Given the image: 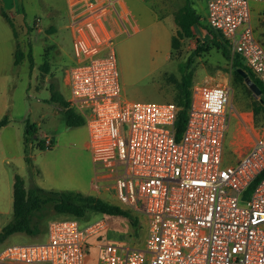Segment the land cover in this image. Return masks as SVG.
Wrapping results in <instances>:
<instances>
[{"label": "built area", "instance_id": "1", "mask_svg": "<svg viewBox=\"0 0 264 264\" xmlns=\"http://www.w3.org/2000/svg\"><path fill=\"white\" fill-rule=\"evenodd\" d=\"M204 2L207 25L264 85V43L255 37L249 6L264 0ZM68 3L75 58L65 70L68 102L84 119L98 187L111 183L115 198L144 218L145 236L132 246L106 237V217L83 227L66 217L49 221L43 241L0 248V264H83L88 247L97 249L96 264H264V125L228 160L227 132L237 118L228 112L230 87L192 85L176 139L173 102L121 99L113 38L104 26L112 3ZM247 116L238 118L249 129ZM43 137L44 148H51ZM95 237L103 241L89 246Z\"/></svg>", "mask_w": 264, "mask_h": 264}, {"label": "rangeland", "instance_id": "2", "mask_svg": "<svg viewBox=\"0 0 264 264\" xmlns=\"http://www.w3.org/2000/svg\"><path fill=\"white\" fill-rule=\"evenodd\" d=\"M130 1L135 18L142 29L138 33L129 31V34L117 35L113 40L121 99L138 103L172 102L175 86L170 77L173 76L179 80V66L185 63L187 58L197 50L190 66L192 68V85L230 87L228 112L237 118H231L225 151L228 153L226 156L228 160H235L237 155L245 151L246 147L259 135L260 126L257 124L261 118L260 116L256 117L252 111L253 100L257 98L253 96L244 82L241 84L234 81L230 61H227L221 51L213 47L210 42H206L205 31L202 28L194 27L193 36L185 39L182 42L181 50L171 53L170 58L168 57L169 51H163L164 46L167 49L169 47V39L164 29H172V20L168 17L162 18L165 26L163 30L153 27L150 31L147 26L154 21L156 15L163 14V6L166 9L165 14L170 17L174 11L173 7L185 4L184 0ZM188 1L193 4L201 15L202 22L205 23L203 12L205 0ZM10 6L18 8L19 11L24 8L26 23L29 24L26 26V33L17 37L19 46L26 52L23 53L24 56L19 62L20 66L15 70L16 83L18 82L21 86L16 92L24 90L25 124H36L42 132L37 141L32 140L29 144L27 158L30 164H27L24 159V168L19 172L15 167L17 170L15 175L20 176L24 188L29 189L32 185L31 168L34 156H38V160L57 156L59 159H57L56 167L61 172H71L87 181L89 171L93 170L94 172L95 169L88 150L85 125L67 130L68 126L64 122L63 114H55L54 108L57 104L50 100L52 95L50 88H52V92L66 100L70 97L64 77L65 70L75 62L72 37L69 28H67L71 9L67 0H10ZM249 6L255 37L264 43V24L260 23V20H264V3L250 2ZM5 29L10 40L9 45H12L15 50L16 40L13 38L11 28L6 24ZM28 45H31L32 49V67L27 55ZM45 61L48 63L46 72L41 69ZM239 115L246 121L250 119L247 115H251L253 121L248 125L249 129L244 127L247 124L244 125L241 122L238 118ZM241 132L244 133L243 139L237 141L236 137H239ZM43 133L53 136L57 146L53 145L49 149L40 150L38 144L44 141ZM22 146L24 154V144ZM33 165L37 168V163ZM92 184L96 191L101 193L99 196L101 200L126 209L115 198V191L111 188L110 182H107L108 187L103 188L98 187L102 183L96 182V179ZM131 213L132 217L138 219L136 227L131 226L129 220L125 218L108 217L110 231L106 237L124 240L132 246H141L145 236V220L141 215H136L132 211ZM66 217L53 212L51 204H44L39 211L33 214L31 220V225L38 229V233L30 236L21 233L11 235L0 244V248L9 244L43 241L46 239V228L49 221ZM101 217L102 215L99 213L88 211L84 217L76 220L83 227ZM11 219L12 195H9L7 200H0V227L5 226ZM102 241L103 239L96 237L91 238L89 246L90 244L97 245ZM83 257V264H96L97 249L88 247L84 251Z\"/></svg>", "mask_w": 264, "mask_h": 264}, {"label": "trees", "instance_id": "3", "mask_svg": "<svg viewBox=\"0 0 264 264\" xmlns=\"http://www.w3.org/2000/svg\"><path fill=\"white\" fill-rule=\"evenodd\" d=\"M186 4L179 9L174 16V22L176 23L177 32L171 39L172 53L180 51L182 42L185 39H189L193 36L192 27L202 28L205 31L206 42L221 51L222 56L230 61L231 72L235 82L243 84L244 78L237 72L241 69L246 75L255 83L261 91V95L253 100L252 111L254 115L260 116L261 120L258 122V126L264 125V85L261 83L255 75L247 69L236 55H231L229 45L225 39H223L217 32L211 30L207 24L200 22V15L197 14L193 7V4L185 0ZM4 20L10 26L14 37L17 34L13 21L6 13H1ZM27 55L29 58L30 66H33L32 49L31 45H28ZM202 48V47H198ZM199 49V50H200ZM197 54V50L192 53L187 61L179 66L178 72L180 78L175 79L173 76L170 80L175 86V92L173 94L172 102L177 106L178 111L175 120V137L179 139L183 133L185 123L187 120V111L190 105L191 88H192V58ZM23 53L16 45L15 50V65H18L23 58ZM45 72L48 70V63L45 61L41 67ZM51 89V102L56 103L63 110L64 121L66 126L70 128H76L84 125V119L78 115L71 107L68 101L63 97L52 92ZM249 92V91H248ZM8 117L4 116L0 119V128L8 123ZM32 140H38L37 127L35 124L25 125L23 131V144H24V159L27 164H30L27 158L28 148ZM40 150H44L43 142L38 144ZM255 182H253L248 190L245 192V196L251 192ZM44 204H51L53 212L72 218H82L88 212H96L103 217H122L131 223V226L138 224V219L132 217V213L122 208L119 205L107 203L99 198L93 196H85L79 192L72 191H46L38 187H32L29 189L24 188L23 180L20 176H14L13 183V195H12V219L5 226L0 229V244L4 242L9 236L14 234L35 235L38 233V229L31 225L32 216L36 211L41 209ZM136 227V226H135Z\"/></svg>", "mask_w": 264, "mask_h": 264}, {"label": "crops", "instance_id": "4", "mask_svg": "<svg viewBox=\"0 0 264 264\" xmlns=\"http://www.w3.org/2000/svg\"><path fill=\"white\" fill-rule=\"evenodd\" d=\"M93 1L96 5L99 6L108 3L109 1L112 3V6H110L108 9V13L104 21V26L109 30L113 40L117 35L123 33L129 34V31H131L132 33H138L141 31L142 28L139 26L137 19L135 18L133 8L131 7L132 2L130 0ZM185 4L178 7L174 6V11L172 12V15H170V17L165 14L166 9L163 6V14L159 16L156 15L154 17V21L147 26V29H149L150 31L153 27L154 29L156 27H159L163 30L165 26L162 22V18L168 17L170 20H172V29H164V32L167 38L169 39V47L167 49L164 46L163 51H169V58L172 53L171 39L176 34L178 28L176 26V23L174 22V16L175 13L179 9H181ZM2 12L6 13L9 18L13 21L17 34L16 38L14 37V35L13 38L14 40H16V45L18 46L19 35L22 33H26V26H28L29 24L26 23L24 8H21L19 11L18 8L10 6V0H0V119H2L4 116H7L9 120L5 126L0 128V200L5 201L8 199L9 195H13L14 176L17 171L15 167L18 169L19 172L24 168V154L22 151V144L23 131L26 125V103L23 97L24 90L21 89L16 92L18 88H21L20 84L18 82L16 83L15 74V70L17 67L20 66V63L18 65H15L14 63L16 47L15 50H13L14 47L12 48V45H9L10 40L7 37V31L5 29V25L7 24V22L2 17ZM196 12L197 14H199L197 10ZM203 12L205 23L202 22L203 19L199 14L200 22L202 24H207L206 6L203 8ZM73 17L74 13L71 10L70 20L67 24V28L71 23ZM7 26L10 28L8 24ZM191 29L192 31H194V27H192ZM19 49L22 53L26 52L23 51L20 46ZM66 101H69V99H67ZM54 109L55 114H63L62 108H60L58 105L55 106ZM67 130H70V127H68ZM37 133L38 137L40 134H42L38 127ZM43 135L49 137L52 142V146H57V144H55L53 136H49L45 133H43ZM54 135L56 136V134ZM57 159L59 158L57 156H54L49 159L38 160V156H34L33 164L37 163V168L35 165L32 164V185L30 188L38 187L46 191L56 192H79L85 196H93L101 199L99 197L101 193H98L94 187V184H92L93 180L96 179L95 170L94 172L93 170H90L87 181H84V179H80L77 175H73L71 172H61L59 168L56 167ZM106 219L109 223V233L110 222L108 217H106Z\"/></svg>", "mask_w": 264, "mask_h": 264}, {"label": "water", "instance_id": "5", "mask_svg": "<svg viewBox=\"0 0 264 264\" xmlns=\"http://www.w3.org/2000/svg\"><path fill=\"white\" fill-rule=\"evenodd\" d=\"M237 72L244 78L246 87L251 91L254 97L258 98L261 95V91L258 86L252 82V80L246 75L244 71L238 69Z\"/></svg>", "mask_w": 264, "mask_h": 264}]
</instances>
